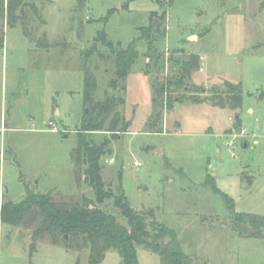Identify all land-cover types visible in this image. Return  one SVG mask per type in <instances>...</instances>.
I'll return each mask as SVG.
<instances>
[{
	"label": "rangeland",
	"instance_id": "obj_1",
	"mask_svg": "<svg viewBox=\"0 0 264 264\" xmlns=\"http://www.w3.org/2000/svg\"><path fill=\"white\" fill-rule=\"evenodd\" d=\"M261 1L34 0L39 19L27 10L34 39L20 24L5 25L0 48V205L19 202L27 190L58 200L94 199L82 170L77 179L71 152L84 109L79 66L92 46L96 52L88 67L96 80L94 98L117 93L108 87L112 52L96 39L104 30L115 49L135 39L139 53L128 75L118 80L125 130L92 134L95 141L109 139V151L100 159L104 186L113 192L122 186L133 209L150 211L174 229L196 264H264V238L238 235L224 196L237 212L264 215ZM154 18L156 63L149 62L146 41L140 39ZM188 53L202 54L204 74L194 71L193 84L207 89L223 80L240 84L239 109L208 100L154 106L152 82L177 71L168 57ZM98 206L125 223L111 198ZM30 234L31 228L0 220V264H88V249L73 251L43 239L32 250ZM136 252L139 264H160L145 247L137 245ZM102 264H120L119 255L107 251Z\"/></svg>",
	"mask_w": 264,
	"mask_h": 264
},
{
	"label": "trees",
	"instance_id": "obj_2",
	"mask_svg": "<svg viewBox=\"0 0 264 264\" xmlns=\"http://www.w3.org/2000/svg\"><path fill=\"white\" fill-rule=\"evenodd\" d=\"M170 1V0H169ZM80 2V0H77ZM264 7V0L261 1ZM39 19L34 0H0V48L4 42V26L20 24L25 36L33 38L28 14ZM165 9L161 14H165ZM159 35V27L149 25L141 29L140 39L146 41V56L149 62L158 60L153 42ZM34 39V38H33ZM96 39L112 52L114 66L113 78L108 87L117 93H107L102 99H95L96 80L88 67V62L96 48L92 46L81 56L80 70L83 72V113L76 129L77 143L71 152V160L77 179L83 171L86 183L94 191V199L82 196L75 200L54 199L49 193H35L27 190L19 202L2 201L0 220L10 226L31 228L30 248H35L38 240H47L51 244L62 245L73 251L88 249V264H102L107 251L113 249L120 258V264H139L136 246L140 245L157 254L160 264H196L193 258L181 247L174 229L157 221L152 212L146 214L133 209L125 196L122 186L116 192L104 186L101 176V157L109 151V139H93V133H108L112 136L125 130V123L118 106L123 104L120 93L122 86L118 80L128 75L131 67L139 57L136 40L126 47L115 49L107 40L104 30L96 34ZM38 45L48 46L47 42ZM179 55L184 53L179 51ZM103 59L101 54H98ZM177 66V71L160 82H152V102L163 104L170 109L177 102L189 100L194 103L205 100L214 106L237 110L242 104L240 84L223 80L210 88L192 83V74L199 69V55L188 53L177 58L168 57ZM149 63H146L148 66ZM204 95V96H203ZM264 95V91L260 93ZM205 182L209 183L207 180ZM230 205L232 227L242 237L264 238V215L234 210L233 202L224 195ZM111 198L122 223L115 214L108 213L98 205ZM67 236V238H65Z\"/></svg>",
	"mask_w": 264,
	"mask_h": 264
},
{
	"label": "crops",
	"instance_id": "obj_3",
	"mask_svg": "<svg viewBox=\"0 0 264 264\" xmlns=\"http://www.w3.org/2000/svg\"><path fill=\"white\" fill-rule=\"evenodd\" d=\"M191 37V35L190 34H188V39ZM196 54H198V53H196ZM199 55V62L201 61V58H202V54H198ZM200 64V67H199V70L204 74V70H203V68H202V66H201V63H199Z\"/></svg>",
	"mask_w": 264,
	"mask_h": 264
},
{
	"label": "water",
	"instance_id": "obj_4",
	"mask_svg": "<svg viewBox=\"0 0 264 264\" xmlns=\"http://www.w3.org/2000/svg\"><path fill=\"white\" fill-rule=\"evenodd\" d=\"M161 14V13H160ZM156 24H157V19L156 18H154L153 19V22H152V27H156ZM84 180H85V178H84ZM140 212H142L143 213V211L142 210H140ZM65 238H67V236H65Z\"/></svg>",
	"mask_w": 264,
	"mask_h": 264
},
{
	"label": "built area",
	"instance_id": "obj_5",
	"mask_svg": "<svg viewBox=\"0 0 264 264\" xmlns=\"http://www.w3.org/2000/svg\"><path fill=\"white\" fill-rule=\"evenodd\" d=\"M109 161H110V162H112V161H113V159H110ZM134 164H136V165H138V166L140 165V163H139V162H134Z\"/></svg>",
	"mask_w": 264,
	"mask_h": 264
}]
</instances>
